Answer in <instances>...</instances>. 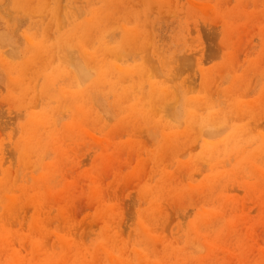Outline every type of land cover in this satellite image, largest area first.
<instances>
[{
  "label": "rangeland",
  "instance_id": "374dc122",
  "mask_svg": "<svg viewBox=\"0 0 264 264\" xmlns=\"http://www.w3.org/2000/svg\"><path fill=\"white\" fill-rule=\"evenodd\" d=\"M0 264H264V0H0Z\"/></svg>",
  "mask_w": 264,
  "mask_h": 264
},
{
  "label": "bare ground",
  "instance_id": "6f19581e",
  "mask_svg": "<svg viewBox=\"0 0 264 264\" xmlns=\"http://www.w3.org/2000/svg\"><path fill=\"white\" fill-rule=\"evenodd\" d=\"M51 81H53V79Z\"/></svg>",
  "mask_w": 264,
  "mask_h": 264
}]
</instances>
